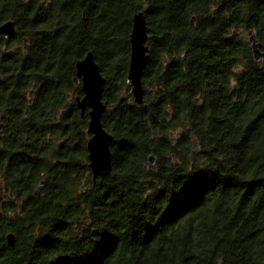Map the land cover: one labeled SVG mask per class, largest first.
<instances>
[{"label":"trees","instance_id":"1","mask_svg":"<svg viewBox=\"0 0 264 264\" xmlns=\"http://www.w3.org/2000/svg\"><path fill=\"white\" fill-rule=\"evenodd\" d=\"M140 10L143 105L127 79ZM10 18L0 264H264V59L249 42L253 30L264 48V0H0V24ZM90 50L114 135L112 170L96 182L75 101Z\"/></svg>","mask_w":264,"mask_h":264},{"label":"water","instance_id":"2","mask_svg":"<svg viewBox=\"0 0 264 264\" xmlns=\"http://www.w3.org/2000/svg\"><path fill=\"white\" fill-rule=\"evenodd\" d=\"M17 27L13 19H7L0 24V35L5 37L15 33ZM148 22L145 10L136 12L133 16V28L130 35L131 55L127 79L131 84V93L137 105H143L145 102V87L143 85V72L150 59ZM249 42L254 59H264L263 43L258 40L255 32L249 30ZM76 73L78 80L81 81L83 90L82 95H76L77 106L81 109V117L84 116L88 109V126L87 130L91 134L88 139V157L91 167L92 177L96 182L98 176L107 175L112 170L111 142L114 135L109 132L103 125L102 116L107 109V104L103 100V92L107 82L106 77L102 74L98 62L94 58L92 50L77 60ZM2 116H0V120ZM187 132L192 134L191 127ZM200 146L199 139L194 141L193 148ZM149 162L155 164L157 156L151 153L148 156ZM46 180H41L34 188V194L45 187ZM1 199V197H0ZM7 243L15 246L17 236L14 231L6 234Z\"/></svg>","mask_w":264,"mask_h":264},{"label":"flooded vegetation","instance_id":"3","mask_svg":"<svg viewBox=\"0 0 264 264\" xmlns=\"http://www.w3.org/2000/svg\"><path fill=\"white\" fill-rule=\"evenodd\" d=\"M76 101V100H75ZM77 105V104H76ZM78 107V106H77ZM79 108V107H78ZM88 110V109H87ZM106 111V110H105ZM80 113H81V109H80ZM0 116H2V119L0 120V129H2V127H5L8 124V118L4 115L1 114ZM6 117V118H5ZM103 117V116H102ZM6 119V120H5Z\"/></svg>","mask_w":264,"mask_h":264},{"label":"rangeland","instance_id":"4","mask_svg":"<svg viewBox=\"0 0 264 264\" xmlns=\"http://www.w3.org/2000/svg\"><path fill=\"white\" fill-rule=\"evenodd\" d=\"M2 184V181L0 180V185Z\"/></svg>","mask_w":264,"mask_h":264}]
</instances>
